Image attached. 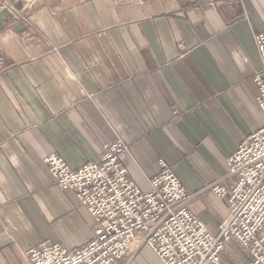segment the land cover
<instances>
[{
	"label": "crops",
	"instance_id": "crops-1",
	"mask_svg": "<svg viewBox=\"0 0 264 264\" xmlns=\"http://www.w3.org/2000/svg\"><path fill=\"white\" fill-rule=\"evenodd\" d=\"M7 1L0 264H29L24 251L42 241L75 249L92 238V216L53 183L42 158L55 153L76 168L116 139L129 148L131 180L147 190L163 158L191 194L187 209L216 234L229 208L209 185L264 125L252 39L264 32V0H242L243 9L229 0ZM230 245L241 247V264L250 260L237 240ZM129 264L164 263L141 244Z\"/></svg>",
	"mask_w": 264,
	"mask_h": 264
},
{
	"label": "built area",
	"instance_id": "built-area-1",
	"mask_svg": "<svg viewBox=\"0 0 264 264\" xmlns=\"http://www.w3.org/2000/svg\"><path fill=\"white\" fill-rule=\"evenodd\" d=\"M229 1L243 9L242 0ZM0 8H9L8 1L0 0ZM252 39L261 61L253 76L256 102L264 115V32H254ZM128 151L116 139L103 145L98 161L76 168L55 153L42 158L53 183L72 190L92 216L93 235L75 249L50 241L28 247L29 264H125L141 244L164 264H222L221 252L231 239L248 250L245 264H264V125L242 139L226 158L224 177L209 185L228 201L216 234L187 209L191 194L163 158L147 190L131 180L124 164Z\"/></svg>",
	"mask_w": 264,
	"mask_h": 264
},
{
	"label": "rangeland",
	"instance_id": "rangeland-1",
	"mask_svg": "<svg viewBox=\"0 0 264 264\" xmlns=\"http://www.w3.org/2000/svg\"><path fill=\"white\" fill-rule=\"evenodd\" d=\"M216 1H218V0H216ZM216 1H215V3H216ZM240 249H241V247H239L238 245H236L235 247H233L231 245L230 246L225 245L224 250L221 252V256L224 257V259L227 261L228 264H241L240 260L242 258L240 257V252H241ZM134 254L132 255V257L129 260L125 261V264H129V262L132 260V258L134 256ZM238 254L240 257L239 259H238ZM250 259H251V257H250ZM249 261H247L246 263H248ZM243 264H245V263H243Z\"/></svg>",
	"mask_w": 264,
	"mask_h": 264
},
{
	"label": "water",
	"instance_id": "water-1",
	"mask_svg": "<svg viewBox=\"0 0 264 264\" xmlns=\"http://www.w3.org/2000/svg\"><path fill=\"white\" fill-rule=\"evenodd\" d=\"M2 11H4V8H3V10ZM1 13V12H0Z\"/></svg>",
	"mask_w": 264,
	"mask_h": 264
}]
</instances>
